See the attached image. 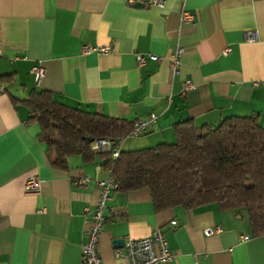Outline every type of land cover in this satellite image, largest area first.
<instances>
[{
	"label": "crops",
	"instance_id": "crops-1",
	"mask_svg": "<svg viewBox=\"0 0 264 264\" xmlns=\"http://www.w3.org/2000/svg\"><path fill=\"white\" fill-rule=\"evenodd\" d=\"M146 1L0 0V76L11 75L0 81V264H85V209L98 195L92 179L108 177L100 161L78 155L67 157L66 169L48 163L21 102L30 91L131 122L154 114L122 150L172 142V125L186 119L201 125L251 115L264 125V0H162L161 8ZM100 46L110 51L94 50ZM176 46L182 52L172 73ZM34 64L44 71L38 83L29 74ZM184 80L193 88L181 94ZM28 176L38 179L36 192L23 190ZM82 177L85 185L76 183ZM103 216L101 264H126L113 251L156 231L174 254L167 264H264V233L253 235L242 211L215 203L155 211L141 188L111 191ZM215 226L218 233H203Z\"/></svg>",
	"mask_w": 264,
	"mask_h": 264
},
{
	"label": "trees",
	"instance_id": "trees-1",
	"mask_svg": "<svg viewBox=\"0 0 264 264\" xmlns=\"http://www.w3.org/2000/svg\"><path fill=\"white\" fill-rule=\"evenodd\" d=\"M10 78L5 74L0 81ZM21 102L38 126L36 138L52 167L66 169L71 155L98 160L111 168L115 190L147 189L155 211L215 203L221 210L242 211L253 235L264 233V125L256 117L230 115L201 125L182 120L172 125V142L119 148L112 159L108 151L91 149L92 140L125 138L131 121L63 104L45 90H32Z\"/></svg>",
	"mask_w": 264,
	"mask_h": 264
},
{
	"label": "built area",
	"instance_id": "built-area-1",
	"mask_svg": "<svg viewBox=\"0 0 264 264\" xmlns=\"http://www.w3.org/2000/svg\"><path fill=\"white\" fill-rule=\"evenodd\" d=\"M133 0H126V5L131 6ZM146 5H154L157 7L163 6L162 0H147ZM187 18H190L188 15ZM246 39L251 40V35L245 34ZM85 50H90L86 47ZM94 50L102 53H108L110 48L107 46L95 47ZM229 49L225 48L223 53L228 52ZM182 49L179 46H176L173 53L169 58V66L172 73H176L179 66V58L181 55ZM147 58L159 61L160 57L154 54H147ZM136 62L141 64L144 60V57L141 54L135 55ZM43 68L40 64H34L29 69V74L32 76V79L35 83H38L43 77ZM193 88V84L184 80L181 83V94H184L187 90ZM155 120L154 114H149L146 118L137 119L132 122V127L127 133L126 137H137L142 134L147 125L151 124ZM123 137H102L92 140L91 149L98 151H108L112 159H115L118 156L119 148L123 141ZM108 172V177L106 179H100L93 177V183L97 188V199L94 205V208L89 210L85 209V220L87 222V228L85 230L84 240L81 243L80 251L82 262L85 264H101L100 258L97 253V243L98 238L101 233L102 225L104 222L103 210L105 207L106 200L109 199V194L111 191L116 189L115 184L113 183L110 172L111 168L106 169ZM88 182L87 177H82L76 181L80 185H85ZM39 181L35 176L26 177L23 183V190L26 193H33L38 190ZM174 224V222H171ZM220 231L219 227L215 226L213 228H207L203 231L205 235H209L213 232L218 233ZM248 234H242L239 238L246 239ZM123 252L115 249L113 254L115 256H122L126 260V264H167L171 262L174 258V254L167 247V242L165 238L159 233L154 232L151 235L132 239L128 238L123 244Z\"/></svg>",
	"mask_w": 264,
	"mask_h": 264
},
{
	"label": "rangeland",
	"instance_id": "rangeland-1",
	"mask_svg": "<svg viewBox=\"0 0 264 264\" xmlns=\"http://www.w3.org/2000/svg\"><path fill=\"white\" fill-rule=\"evenodd\" d=\"M139 137H142V136L140 135V136H138L137 138H136V137H133V138L126 137V138H124V139H123V140H124L123 146H125L126 143L134 142V141L138 140ZM172 139H173V138H172ZM172 141H173V140H172ZM169 142H171V141H169Z\"/></svg>",
	"mask_w": 264,
	"mask_h": 264
},
{
	"label": "water",
	"instance_id": "water-1",
	"mask_svg": "<svg viewBox=\"0 0 264 264\" xmlns=\"http://www.w3.org/2000/svg\"><path fill=\"white\" fill-rule=\"evenodd\" d=\"M114 242H115L117 245H121V244H123V239H116Z\"/></svg>",
	"mask_w": 264,
	"mask_h": 264
}]
</instances>
